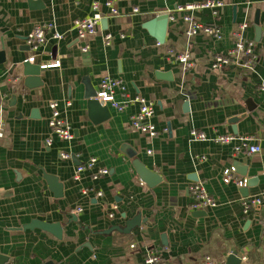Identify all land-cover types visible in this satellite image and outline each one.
Masks as SVG:
<instances>
[{
  "label": "crops",
  "instance_id": "0c3cea01",
  "mask_svg": "<svg viewBox=\"0 0 264 264\" xmlns=\"http://www.w3.org/2000/svg\"><path fill=\"white\" fill-rule=\"evenodd\" d=\"M40 1L0 0V51L6 55L0 64V264H144L150 254L172 264H206L208 258L225 264L234 252L241 264H264V0H219L217 15L188 11L220 28V38L204 31L188 36V12L177 11L204 0H114L117 14L108 0ZM95 2L101 25L80 39L74 21L92 16ZM160 14L169 15L162 42L148 26ZM48 22L63 37L49 32L32 50L29 34ZM245 23L243 36L255 43L253 68H213L214 55L234 46V33ZM186 51L192 67L176 60ZM33 55L31 63L41 70L29 81L23 63ZM104 76L122 80L128 97L154 104L156 136L131 127L138 103L119 111L101 102L109 117L92 119L86 92L89 87L97 96ZM125 97L117 93L118 100ZM51 101L71 124L72 140L52 133ZM236 116L240 120L231 123ZM192 129L209 137L250 136L262 151L246 155L232 145L194 140ZM92 157L96 168L75 179L78 165ZM136 160L154 172L157 184L142 180ZM231 166L248 179L246 187L224 182ZM98 168L109 172L95 177ZM200 183L216 206L192 208L190 187ZM253 196H262V204L246 213L243 199ZM137 216L142 224L132 231L105 233ZM36 219L60 223L62 237L23 228Z\"/></svg>",
  "mask_w": 264,
  "mask_h": 264
},
{
  "label": "built area",
  "instance_id": "2783aa9c",
  "mask_svg": "<svg viewBox=\"0 0 264 264\" xmlns=\"http://www.w3.org/2000/svg\"><path fill=\"white\" fill-rule=\"evenodd\" d=\"M106 5L109 6L113 14H117L118 10L114 7V0H108ZM222 3L219 0H204L189 4L185 7H179L177 11H194V10H205L209 9L214 15H217L219 12ZM94 13L92 16L86 18H78L74 21V28L77 32V35L80 39H86L89 35H92L97 32L98 28L101 25L103 20L102 14L99 12V4L94 3ZM134 11H139L138 8H135ZM184 20L190 24L189 29L187 30L188 36H193L200 31H204L207 34L216 36L220 38L222 36V31L220 28L214 26L204 25L197 21L191 13L184 15ZM247 27V24H242L237 32L234 33L235 44L234 46L225 54H216L214 55L213 68L222 69L231 64L237 65L243 68H253L257 62V55L255 53V43L252 40H247L243 36V30ZM51 32V36L54 39H61L63 36L59 33L53 22H48L44 24L36 25L33 31L28 36V44L31 49L34 51L39 50L48 40V34ZM106 43L109 44L111 40V35L107 34ZM84 51L88 50L87 46L83 47ZM35 56H30L27 60L29 62L35 61ZM176 60L180 63H183L186 67L194 66L191 61V55L189 51L184 53L176 54ZM58 62L53 64H48V66H57ZM121 92L123 96H126L123 100L117 99V93ZM97 99L103 104L111 105L119 111H124L131 103H138L139 110L136 114L131 116L130 125L133 128L139 129L142 132L149 133L151 136H156L158 130L156 129L155 124L152 122V117L155 114L154 104L151 101L146 100L140 95L134 97H128L125 93V86L122 80L113 78L112 76H104L102 78L100 88L97 92ZM69 105V103H67ZM49 107L51 109V116L49 119V126L52 133L61 140H72L74 138V133L71 124L69 121L62 115L59 110V103L57 101L49 102ZM2 134L1 125H0V135ZM191 137L194 140H213L215 142L232 145L234 152H244L246 155H253L262 151V147L258 144H252V138L250 136H238L234 134H218L214 137H209L204 131L198 129L191 130ZM53 142L52 138L47 139V144L51 145ZM62 157L67 159L70 158V153L64 152ZM97 158L92 157L87 162L78 165L75 179H77L80 174L87 170H94L97 165ZM236 168L231 166L226 168L223 173V179L226 183H235L239 187H246L248 185V179L240 177L236 173ZM108 169L98 168L94 173V176L97 177L100 174H108ZM194 195V202L192 208L197 210L202 207H213L216 206V203L210 200L207 196L206 190L202 183L193 184L190 187ZM85 194L89 193L86 189L83 191ZM102 195L101 192L98 194ZM262 196H253L245 197L243 199L244 211L248 213L253 207L262 204ZM82 211L79 208L78 212ZM113 216V214H112ZM144 264H172L171 262L164 260L159 254H150L145 259ZM206 264H216L214 260L210 258L207 259Z\"/></svg>",
  "mask_w": 264,
  "mask_h": 264
},
{
  "label": "water",
  "instance_id": "95a60500",
  "mask_svg": "<svg viewBox=\"0 0 264 264\" xmlns=\"http://www.w3.org/2000/svg\"><path fill=\"white\" fill-rule=\"evenodd\" d=\"M40 1V0H39ZM38 0H29L30 4L32 5H39L41 1ZM169 15L168 14H160L158 15L155 20L152 23H149L148 26H150L153 29L154 36L159 40L163 41V37L166 32L167 23H168ZM6 61V55L4 51H0V64ZM41 65L34 64L26 60L23 63V74L28 78L29 81H36L35 77H38L40 74ZM86 98L88 99V111L90 116L94 121L104 120L109 117V108L106 106L104 107L102 103L97 99L96 93L89 90V87L86 92ZM98 112L102 114L98 118ZM240 120L239 116L233 117L230 119L231 123L236 124ZM135 167L137 169L138 174L142 178L144 182H146L149 185H155L157 184V181L159 180L158 177L154 174V172L150 171L148 168H146L140 161H135ZM50 186L53 188H57L58 186L61 187L60 183H57L55 181L49 180ZM56 191V190H55ZM57 195V194H56ZM58 196V195H57ZM142 224V219L140 216H137L131 220H129L125 227H119V226H113L109 230H106L105 233H110L114 230H118L121 232L128 233L135 229L137 226H140ZM25 229H35L40 228L42 230H45L47 232H51L57 237L61 238L63 235V228L60 223H50L42 220H32L30 223L25 224L23 226ZM242 260L238 256V252L232 253L226 260L225 264H241Z\"/></svg>",
  "mask_w": 264,
  "mask_h": 264
}]
</instances>
